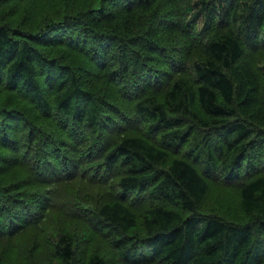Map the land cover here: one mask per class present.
<instances>
[{
	"label": "trees",
	"instance_id": "trees-1",
	"mask_svg": "<svg viewBox=\"0 0 264 264\" xmlns=\"http://www.w3.org/2000/svg\"><path fill=\"white\" fill-rule=\"evenodd\" d=\"M34 1L0 0V245L264 264V0Z\"/></svg>",
	"mask_w": 264,
	"mask_h": 264
},
{
	"label": "rangeland",
	"instance_id": "rangeland-1",
	"mask_svg": "<svg viewBox=\"0 0 264 264\" xmlns=\"http://www.w3.org/2000/svg\"><path fill=\"white\" fill-rule=\"evenodd\" d=\"M39 1L40 0H35L33 6L30 7V10L37 9L38 6L40 5L37 3ZM21 8L23 9L22 6ZM9 12L15 17L17 16L16 11L10 10ZM207 194L209 195L211 202H218V205L222 207V211L224 214L227 213L231 217L238 216L239 210L236 206L237 205L236 201L238 198L233 186L227 185L226 183L224 184L221 182H217L215 179H213V181H210L208 184ZM207 201L208 200H206V202ZM208 203L210 202L208 201ZM47 230L50 229L47 228ZM30 237L17 238L16 236H11L6 241L2 242L3 244L0 245V255L2 258V262L4 264H20L19 261H22L23 264H27L26 261H28V264H38L39 260H42L47 255H50V245L52 239L50 237V234H48V232H43V233L38 232L37 236H34V238H30ZM89 247L86 246L87 250L91 249L90 245ZM29 248L30 251L26 253L25 251L28 250ZM78 249H80V247H78L77 250ZM82 251L83 252L85 251L84 248H82ZM99 253L101 254V252ZM27 254L29 258H27L26 256ZM75 255L77 256L76 250L74 256ZM108 262L109 264H113V263L123 264L121 260H118V258H110L108 259Z\"/></svg>",
	"mask_w": 264,
	"mask_h": 264
}]
</instances>
